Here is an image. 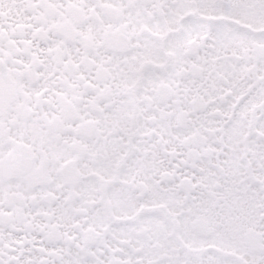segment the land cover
Here are the masks:
<instances>
[{"label": "snow or ice", "instance_id": "obj_1", "mask_svg": "<svg viewBox=\"0 0 264 264\" xmlns=\"http://www.w3.org/2000/svg\"><path fill=\"white\" fill-rule=\"evenodd\" d=\"M0 264H264V0H0Z\"/></svg>", "mask_w": 264, "mask_h": 264}]
</instances>
